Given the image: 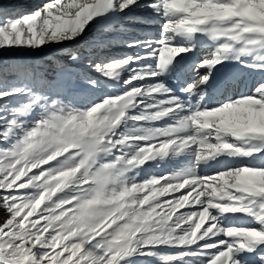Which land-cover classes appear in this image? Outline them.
Instances as JSON below:
<instances>
[{"label": "snow or ice", "instance_id": "1", "mask_svg": "<svg viewBox=\"0 0 264 264\" xmlns=\"http://www.w3.org/2000/svg\"><path fill=\"white\" fill-rule=\"evenodd\" d=\"M22 2L0 3V264H264V0Z\"/></svg>", "mask_w": 264, "mask_h": 264}, {"label": "rangeland", "instance_id": "2", "mask_svg": "<svg viewBox=\"0 0 264 264\" xmlns=\"http://www.w3.org/2000/svg\"><path fill=\"white\" fill-rule=\"evenodd\" d=\"M47 2H49V0H24V2L19 3L18 6L26 12H31L36 8L43 7V5ZM0 3H5V4L17 3V0H0ZM135 14L138 16H141V17H150L151 16V14L149 12L140 11V10H138ZM134 27L136 30L151 31V32H155L158 29V25H155V24H141V25H136ZM93 29L94 30L96 29L95 25L93 26ZM44 49L45 50L43 52L36 50L35 55L31 56L30 58L31 59H43V58H46L48 56L57 54V46L45 45ZM116 54H120L119 50H117ZM19 55H20L19 53L14 55L11 52H9V53L0 52V59H6V60L11 61L13 59L18 58ZM108 92H110L109 89H104V90H102L101 94H106ZM72 99H73V103L77 107H84L89 102L90 97L88 96L87 93L82 92V93H79L77 96H75ZM157 126H159V125H157ZM186 160H187V157H186ZM186 160H183V157H180L176 160H171V161L167 162L166 164L161 165L160 168H146L145 171L142 172L141 175L137 177V179H141V178L147 177L149 175H162L166 171L175 170L177 168H180ZM162 166H163V168L161 169ZM33 171H35V170H33ZM206 173L209 174V172H206ZM181 211H183V210H181ZM137 264H140V262L137 261ZM149 264H156V262L155 261H149Z\"/></svg>", "mask_w": 264, "mask_h": 264}, {"label": "bare ground", "instance_id": "3", "mask_svg": "<svg viewBox=\"0 0 264 264\" xmlns=\"http://www.w3.org/2000/svg\"><path fill=\"white\" fill-rule=\"evenodd\" d=\"M254 81H256V78H248L246 80V83H245V89H248L253 84ZM243 92H245V91H243ZM239 93H240V88L238 89V91L235 94H239ZM229 95H233V93H229ZM184 158H186V157H184ZM162 168H163V166L161 167V169ZM201 174H207V173L202 169ZM229 223H231V222H229Z\"/></svg>", "mask_w": 264, "mask_h": 264}, {"label": "trees", "instance_id": "4", "mask_svg": "<svg viewBox=\"0 0 264 264\" xmlns=\"http://www.w3.org/2000/svg\"><path fill=\"white\" fill-rule=\"evenodd\" d=\"M4 215L3 210H0V218H2Z\"/></svg>", "mask_w": 264, "mask_h": 264}]
</instances>
